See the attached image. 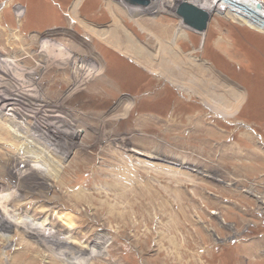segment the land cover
Segmentation results:
<instances>
[{"label": "rangeland", "instance_id": "1", "mask_svg": "<svg viewBox=\"0 0 264 264\" xmlns=\"http://www.w3.org/2000/svg\"><path fill=\"white\" fill-rule=\"evenodd\" d=\"M74 1L0 0V72L5 59L30 71L35 87L25 88L24 97L50 99L77 131L70 153L63 155L56 143L54 152L45 151L57 162L56 174L50 177L46 165L32 162L42 166L46 189L31 193L35 201L29 206L53 207L55 218L71 211L77 218L74 231L81 232L69 240L76 248L103 235L97 241L105 246L85 264H264L259 255L264 250V33L257 36L250 31L255 29L227 19L226 9L208 13L195 5L209 15L206 29L185 24L184 36L173 40L181 3L174 12L167 7L133 13L128 5L146 6L148 0H83L74 15ZM221 2L251 11L264 26V15L252 7ZM115 18L142 45L141 52L146 47L152 53L150 66L96 34L112 29ZM161 40L175 43L182 57L203 67L201 77L183 72L177 77L184 87L173 83L154 57L155 50L161 53ZM74 41L100 66L89 62L84 74L76 64L86 61ZM43 53L52 58L41 59ZM231 87L246 95L235 106L226 93ZM212 95L220 99L213 102ZM230 101L234 107L217 108ZM4 117L0 182L9 184L5 159L21 156L22 140ZM27 120L32 122L30 115ZM32 163L17 167L18 173ZM77 193L84 196L77 199ZM27 214L37 222L45 218L32 210ZM49 250L17 229L0 232V264H67Z\"/></svg>", "mask_w": 264, "mask_h": 264}, {"label": "bare ground", "instance_id": "2", "mask_svg": "<svg viewBox=\"0 0 264 264\" xmlns=\"http://www.w3.org/2000/svg\"><path fill=\"white\" fill-rule=\"evenodd\" d=\"M82 1L83 0L74 1L71 12L72 14L74 15L77 14V8H79L80 4H82L81 3ZM122 2L124 3L125 1L122 0ZM182 2H188V3L190 2L191 4L193 3L194 5H199L200 7L205 8L208 11V13L213 11L218 12L219 10L226 9L225 17L227 19H231L232 21L239 24L247 25L249 28L251 27V29H255L256 31H260L264 33V26L262 27L259 24H257L258 22L254 18V15H250L251 11H249V13L246 12L241 13L238 12L237 8L235 7L233 8L230 5L232 7V10L233 9L234 10L233 12H228L230 9L229 10L227 9L230 6L223 4L221 0H148L146 6H140V5L137 6L128 5V6H130L129 10L133 13L134 12L143 13V12H151V11L156 12L159 10L160 11L164 10V8L167 7L169 8V10L172 9L171 12H174L173 6L174 8H176L178 4ZM234 2L244 3L246 6L252 7V9L255 10L257 14L259 15L261 14L260 16L264 15V0H234ZM256 3H260L261 5L260 9L255 8ZM238 8L239 9L243 8V6L240 5ZM240 11L243 12V10ZM115 19L114 21H112L113 22L112 24L113 28L111 26L112 29L110 30L108 29L109 31L106 30L107 32L106 31L96 32V34L103 39L104 37L107 38L106 40L110 41L116 47L127 48V50L133 52L135 54V57L137 56L136 58H139L141 62L145 63L147 66H150L152 64L150 62L152 59L150 60V58H153L152 53L149 54V52H146L148 51L146 47L145 48L143 47L144 50L146 51L145 52L142 51L143 52L142 53L140 51L142 45L141 44L139 45L133 39L132 35L128 33V31L126 32L123 26L120 24V22L117 21V19L116 20ZM184 25L185 24L181 21L178 30L176 29L175 34L173 33L174 34L173 40H175L176 37L184 36L183 35L184 32L180 30L182 27H184ZM157 42H159L158 51H160L161 53L159 54L155 50L154 57L156 58L158 57V64L161 67L162 66L164 67L160 70H162L163 73L167 71V73L171 75V78L173 79V83L175 84L177 83L179 87L182 88L184 87L180 85V82L178 80L179 78L177 77V76L180 77L183 76L181 75L183 74V72L184 73L189 72L191 75H193V73L194 75L197 73L199 77H201V73H199V70L202 71L203 67H201L199 64H193L192 62H189L187 59L184 58L185 56L182 57V55L179 53L181 51L177 47L175 48V46L173 45L175 43L171 42L172 44H170L169 40H161ZM73 43L74 44H72V46H74V49L75 48L79 49V52L83 53V57L85 58L86 61V64H81V62L80 63L78 62L79 64H76L78 67L81 66L85 69L87 63L89 64V62L91 63L92 61L94 62L93 64L95 65V67L100 66L98 60H96V58H93L91 56L86 46L78 44L76 41H74ZM71 53L72 51H70V47H69L66 56L71 55ZM146 53H148L150 57ZM42 55H41V59H43L44 57H48V55L50 54H44L43 56ZM143 55H145V57ZM145 58H147V60ZM168 58L171 60L170 64H167ZM3 62L6 69L0 72V76H2V78L0 77V117L5 116L4 121H6L8 127H11L12 130L16 133L17 136L15 137L19 138L20 141L22 140L20 143L21 145L20 146L18 145L19 146L18 150L22 149L21 150L22 153L21 156L18 157V159L17 157L14 156L12 157L7 156L8 158L5 159L6 161L10 162L9 163L10 167L7 168L8 170H3L4 174L7 175V177L5 176L4 179L8 180L9 184L8 183L2 184L0 182L1 183L0 184V232L10 233V231L17 229V231H20V233L26 234V237H28V239L31 240L33 239L38 241L39 244L43 245V247L48 246L50 249L49 251L55 255L58 254L64 263L85 264L84 259H87V257L92 256L93 253L95 254L98 253V250L103 246H105L102 240L97 241V239L99 238L102 239L103 235L96 234L97 236L94 239V242L89 241V243L86 246L76 248L71 245L69 240L73 239V236L77 235L78 232L80 234L81 232L80 231L76 232L77 230L74 231L75 229L78 228L75 225L76 224L75 219L77 218H75V216L71 213V211L68 212L67 210L66 212L59 211L58 213H56L57 215L55 218L54 213L56 211L55 212L52 211L53 207H48V206L46 207L42 204L40 206H35V207L29 206V204L32 203V201H35L29 195H31V193H34L35 191H37L38 193L39 192L43 193L45 191L44 188L46 187V186L44 187V182H43L44 177L40 175L39 172L42 166L39 167L38 165H36V163H32V162H34L37 159L38 161L41 162V165H46L47 166L46 168H48L47 171L48 176L51 177L52 175L56 174L58 172L57 164H56L57 162H55L52 159L54 156L49 158V156L46 154L45 151L53 150L54 152L55 149L53 148V144L56 143L57 145L56 149H59V151L62 152L63 155L70 153V151L73 148L72 146L74 145L72 143L71 137L77 131H74L70 127L69 119L65 116V114H63L60 108H57L53 104V101H51L52 103L49 101L50 99L49 100L45 99L46 101H43L44 99L40 98L36 102H31L28 99H26V96L24 97L23 94L25 92V88H29L33 90V88L35 87V80L33 79L34 76L32 75V73H30V71L18 68L13 62L7 64L6 59L3 60ZM191 67L194 68L192 69ZM85 70L86 71L84 72V74H87V69ZM73 80L74 78L72 79V81ZM226 93L234 103V106L236 99L246 96L245 93H243L242 96H240L239 92L235 93L234 88L232 87L229 88ZM219 99H216L213 102L215 101L217 102V100ZM222 100L223 99L221 98V101ZM222 104L225 103L223 102ZM218 105L220 104L218 103ZM229 105L230 106L232 105L231 101L230 103L228 102L227 105L217 106V108L221 107L222 109L224 107H228ZM29 115L31 116L32 122H29L27 120V117ZM27 140H29L30 143ZM37 144L41 145L43 151L39 150ZM32 148L33 150H31ZM55 156L56 158H59L56 154ZM27 163H32V166L30 168H27L24 171V174L18 173L17 167L20 166L21 168H25L26 167L25 165ZM14 170L17 172H14ZM79 193H77V195L75 196L76 197L84 196ZM26 196H29L30 198L26 199ZM79 199L81 200V198ZM15 202L16 205H14ZM23 205L24 206L27 205L28 209L27 206H25L26 212L19 214L18 210ZM6 210L8 211V214H6ZM27 210L28 212L32 210L36 214L40 212V214H44L45 218L40 222H37L34 219L35 217H33L34 214L30 216L29 214H27ZM15 212H17L18 214H15ZM48 212L51 213L49 214ZM11 217L13 219H11ZM29 218L31 219L29 220ZM56 219H58L61 224L56 225L58 223ZM54 221L56 222L55 224ZM87 241L88 240H86V242ZM170 245H172V241H170Z\"/></svg>", "mask_w": 264, "mask_h": 264}, {"label": "water", "instance_id": "3", "mask_svg": "<svg viewBox=\"0 0 264 264\" xmlns=\"http://www.w3.org/2000/svg\"><path fill=\"white\" fill-rule=\"evenodd\" d=\"M130 2H132V0H130ZM255 8L260 9V3H256ZM176 15L188 27L199 32H202L206 29L207 21L209 19L207 12H205L202 8L196 7L195 5L188 2H182L178 6Z\"/></svg>", "mask_w": 264, "mask_h": 264}, {"label": "crops", "instance_id": "4", "mask_svg": "<svg viewBox=\"0 0 264 264\" xmlns=\"http://www.w3.org/2000/svg\"><path fill=\"white\" fill-rule=\"evenodd\" d=\"M250 31H252V33L257 34V36H258L259 34L261 35V33L258 32V31H254V30H250ZM250 33H251V32H250ZM261 38H262V37H261ZM252 53H253V52H252ZM259 64H260V63H259ZM260 71H261V70H260ZM259 73H260V72H259ZM244 90H246V88H245ZM244 90H243V91H244ZM246 91H247V90H246ZM218 97H219V96H217V95H212V98H213L212 100H214V99H218ZM223 102H224V101L222 100V103H223ZM224 103H225V102H224ZM225 104H226V103H225ZM256 248H257V247H256ZM259 248H260V247H258L257 249L259 250Z\"/></svg>", "mask_w": 264, "mask_h": 264}, {"label": "built area", "instance_id": "5", "mask_svg": "<svg viewBox=\"0 0 264 264\" xmlns=\"http://www.w3.org/2000/svg\"><path fill=\"white\" fill-rule=\"evenodd\" d=\"M261 253V254H260ZM259 255H261V258L264 259V250L260 251Z\"/></svg>", "mask_w": 264, "mask_h": 264}]
</instances>
